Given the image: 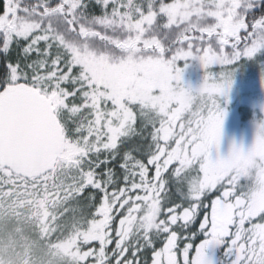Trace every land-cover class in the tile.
Listing matches in <instances>:
<instances>
[{
  "label": "snow or ice",
  "instance_id": "6c2138e0",
  "mask_svg": "<svg viewBox=\"0 0 264 264\" xmlns=\"http://www.w3.org/2000/svg\"><path fill=\"white\" fill-rule=\"evenodd\" d=\"M261 55L264 0H0V157L22 98L44 105L61 145L34 176L0 162V201L43 220L50 264H209L212 246L223 264H264V210L249 208L264 160L213 156L219 98ZM129 68L151 75L126 86Z\"/></svg>",
  "mask_w": 264,
  "mask_h": 264
},
{
  "label": "trees",
  "instance_id": "16d2710c",
  "mask_svg": "<svg viewBox=\"0 0 264 264\" xmlns=\"http://www.w3.org/2000/svg\"><path fill=\"white\" fill-rule=\"evenodd\" d=\"M251 64L254 68L258 65H264V55L243 61L233 71L231 87L227 90L226 95L219 98V104L221 109L234 110L241 118L253 115L259 120V123L264 124V74L256 70L248 71L247 66ZM185 69L192 71L186 76L188 82L201 77L200 85H203L205 69L199 60L192 59L188 61V66ZM212 71L218 72L219 69L213 68ZM136 73L128 74V79L119 78L120 82L126 86H139L142 81L150 76L147 72H143V76H136ZM183 86L185 87V85ZM197 91L192 92L195 93ZM222 130L221 137L225 136ZM221 140L220 138L219 148H213L214 157L217 154L221 156L220 150L224 146L221 144ZM263 194L264 192H261V189L260 192L250 193L253 212L264 210ZM2 218L3 224L12 222L23 228V230L25 227L28 234L17 236L19 239L17 238L16 241L13 240L15 237L2 238L0 236V264H50L53 260V254L58 251L54 247L56 243L45 238L50 233L38 231L46 226L43 224L42 219L35 218L33 210L29 208L27 203L21 204L16 197L12 199L6 197L3 201H0V220ZM43 234H45L44 237L42 236ZM7 239H11V243H7ZM207 260L209 264L217 263V261L213 262L212 257L209 256H207Z\"/></svg>",
  "mask_w": 264,
  "mask_h": 264
},
{
  "label": "water",
  "instance_id": "95a60500",
  "mask_svg": "<svg viewBox=\"0 0 264 264\" xmlns=\"http://www.w3.org/2000/svg\"><path fill=\"white\" fill-rule=\"evenodd\" d=\"M13 111L21 115L22 123L16 128L14 122L4 149L6 158L0 157V162L10 164L26 176H34L47 166L50 158L59 154L61 145L40 101L22 98ZM220 248L212 246L206 254L211 255Z\"/></svg>",
  "mask_w": 264,
  "mask_h": 264
},
{
  "label": "rangeland",
  "instance_id": "374dc122",
  "mask_svg": "<svg viewBox=\"0 0 264 264\" xmlns=\"http://www.w3.org/2000/svg\"><path fill=\"white\" fill-rule=\"evenodd\" d=\"M248 65V64H246ZM182 66V65H181ZM246 67V66H245ZM243 67V68H245ZM261 67V68H260ZM240 70V68H239ZM247 70L249 71H259L261 74H264V65H258L255 66V68L253 67V65H249L247 66ZM147 72V74L151 75L150 72H148L145 69H137V68H129L127 70L122 71L121 73H119V78H125L128 79V74L130 73H136V72ZM192 71L190 70H186L184 69L183 71V75H182V84L185 85L186 89H189L191 91H197L200 89L201 85L200 82L202 80L201 77H198L196 80L190 81L188 82L186 80V76L188 74H190ZM136 73V76H137ZM240 73V71H239ZM241 74V73H240ZM242 75V74H241ZM188 84V86H187ZM223 112H224V119H223V124L222 126L224 127H234L232 130L235 132L236 136L240 139H245V141L249 144L248 147L249 148H253L255 147L256 151V155L261 159L264 160V144H260V145H256V141H251L249 138H256L257 132L260 128V126L262 125L261 123H259L258 119H256L253 115L252 116H248L245 118H241L234 110H227L222 108ZM239 123H243V127L240 128V124ZM239 127V128H238ZM255 189L252 186V190L251 192H254ZM1 224H0V236L2 238H13L14 241L17 240V238L19 239V235L25 236L27 235V229L24 227L20 228L18 225L12 223V222H6L3 224V218L0 220ZM25 234V235H24ZM43 237L45 236V234L42 235ZM7 243H11V239H7L6 240ZM55 248H57L56 244L54 246ZM13 252V251H12Z\"/></svg>",
  "mask_w": 264,
  "mask_h": 264
},
{
  "label": "flooded vegetation",
  "instance_id": "af4514ba",
  "mask_svg": "<svg viewBox=\"0 0 264 264\" xmlns=\"http://www.w3.org/2000/svg\"><path fill=\"white\" fill-rule=\"evenodd\" d=\"M241 127H243V123H239ZM234 127H224L222 126V132L225 136H222L221 137V144H223V148L221 151V158H227L228 155H229V152L230 150L232 149L233 146H236L238 148H241L243 149L245 152H247L249 149L248 147V143L245 141V139H242V138H238L235 134V132L232 130ZM239 128V127H238ZM235 129V128H234ZM251 141H256V138H252L250 137L249 138ZM253 160H261L255 153V155L253 156ZM240 165V162L239 161H233L228 167H236V166H239ZM258 178L257 179H254L253 182H252V186L253 188L255 189L254 193L256 192H260V189H261V192H264V173H258L257 174ZM260 188V189H259ZM263 197H264V194H263ZM252 199L249 200V208L250 210H254L253 207H252ZM206 256H209V257H212V261L215 262L217 261L216 264H223V261L225 259L224 257V249L221 248L216 250L215 252H213L211 255H208L206 254Z\"/></svg>",
  "mask_w": 264,
  "mask_h": 264
}]
</instances>
